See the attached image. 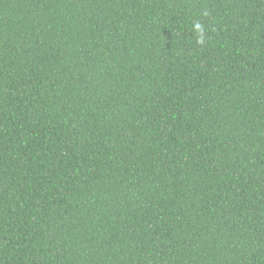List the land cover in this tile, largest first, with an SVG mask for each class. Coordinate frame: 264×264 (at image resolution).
<instances>
[{
    "label": "trees",
    "instance_id": "trees-1",
    "mask_svg": "<svg viewBox=\"0 0 264 264\" xmlns=\"http://www.w3.org/2000/svg\"><path fill=\"white\" fill-rule=\"evenodd\" d=\"M0 264H264V0H0Z\"/></svg>",
    "mask_w": 264,
    "mask_h": 264
},
{
    "label": "clouds",
    "instance_id": "clouds-1",
    "mask_svg": "<svg viewBox=\"0 0 264 264\" xmlns=\"http://www.w3.org/2000/svg\"><path fill=\"white\" fill-rule=\"evenodd\" d=\"M196 28H197V29H199V28H200V25H199V24H197V25H196Z\"/></svg>",
    "mask_w": 264,
    "mask_h": 264
}]
</instances>
